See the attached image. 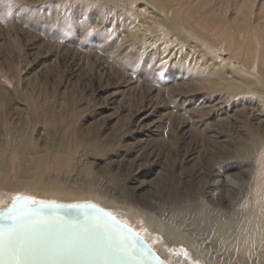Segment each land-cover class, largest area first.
<instances>
[{"label": "rangeland", "instance_id": "1", "mask_svg": "<svg viewBox=\"0 0 264 264\" xmlns=\"http://www.w3.org/2000/svg\"><path fill=\"white\" fill-rule=\"evenodd\" d=\"M14 1L12 7H0V86L8 88L6 95H0V152L3 155L0 161L6 165L0 176V195L11 193L10 187L15 185L31 188L29 182L19 183L21 179L10 172L15 146L29 141L40 155L55 154L63 160L69 172L60 176L69 184H90L135 210L143 206L136 204L134 187L142 186L143 199L147 196V200L160 204L152 210L154 222L156 217L162 221L165 218L167 226H176L194 239L205 243L213 239V233L209 237V232L206 234L203 229L202 214L195 210L175 212L170 202L177 197L197 200L208 191L214 192L212 182L227 175L229 166L235 169L231 178L237 183L230 191L223 187L215 191L219 199L209 208L213 213L231 211L230 208L246 198L253 163L227 156L235 147L236 139L243 136L245 122L264 127L261 120H255L260 116L257 103L250 101L249 95L241 97V94L232 99H220L218 95L207 98L193 81L178 88L182 75L158 79L148 68V62L129 65L121 57L129 48L127 38H122L117 47L109 46L108 41L112 42L114 36L107 40L98 37L88 44L82 42L79 35L83 23H89L93 13H102L104 20L109 15L106 21L109 22L111 17L117 18L114 14L127 17L121 7L111 14L113 5L92 0L85 5L90 8L86 12L91 14H82L80 4H74L73 9L63 0ZM72 13L76 14L74 20H78L74 26L77 36H71L73 27L68 26ZM112 23L120 25L118 21ZM96 26L103 25L97 22ZM150 51L154 53L148 48L147 58ZM157 55L154 60L163 57L159 51ZM5 79L12 83L5 84ZM103 145L108 147L98 160L91 159L92 173L86 175L72 157L83 159L95 146ZM43 198L38 193L31 196L33 201H45ZM82 199L84 202L89 197L79 198ZM142 216L146 221L151 215ZM124 220L144 230L140 219ZM224 245L210 246V249L216 248L221 254L235 250L231 245ZM260 248L255 250L256 256H260Z\"/></svg>", "mask_w": 264, "mask_h": 264}, {"label": "bare ground", "instance_id": "2", "mask_svg": "<svg viewBox=\"0 0 264 264\" xmlns=\"http://www.w3.org/2000/svg\"><path fill=\"white\" fill-rule=\"evenodd\" d=\"M91 1L63 0L64 4L72 5L73 9L74 4H80L82 14L86 12L87 7L85 5L90 4ZM103 1L113 5L110 10L111 14L117 12V8L121 7L127 13V17L114 14L117 18L113 17L114 19H112L111 17V20L106 22L110 18L109 15H107V20H104L102 13H93L94 17L90 19V22L83 23L79 35L82 42L88 44L93 43L98 37L107 40L114 36L112 42L108 41L111 43L109 46L117 47V43L120 44L122 38H127L130 42L129 48L121 56L127 64L145 65L148 62V68L152 69L158 79L169 75H182L177 83L178 88L193 81L207 98L218 95L220 99H232L240 94L241 97L242 95H244L243 97L249 95L250 101H254L259 107L260 116L255 120H261L260 123L264 124V1ZM15 2L14 0H2L0 7L3 9L8 6L12 7ZM23 4L25 3L23 2ZM89 12L91 14V11ZM88 13L86 12V14ZM75 15L72 13L71 22L68 24V26L73 27L71 36H77L74 26L78 20H74ZM78 15L81 14L78 13ZM97 18H99L97 22L101 23L102 27L96 26ZM112 21H118L120 25L115 26L116 24ZM148 48L154 51L153 54L150 51V59L147 58ZM158 51L163 57L159 56L160 58L157 57L158 59L154 60V55L156 57ZM4 83L10 84L12 81L5 79ZM7 92V85H1L0 95H6ZM245 99L242 98V100ZM106 147L108 146H95L90 154H86L85 158H76L75 156L72 158L73 160L77 159L81 165L79 169L89 176L92 173L91 159L98 160ZM229 153L227 158H238L239 161L240 159L243 161L250 160L253 163V169L250 170L252 171V180L246 190L248 191L247 195L245 194L246 198L244 197L243 201L239 205L237 204L238 206H234L232 209L230 208L231 211H224L223 213L220 211L213 213V209L209 208L210 204L218 198L216 192L219 188H227L230 191L233 184L237 183L231 178L235 169L230 166L226 167L225 174L228 173L227 175H223L221 178L216 176L220 180L212 182L211 188L214 192L211 191L212 193L209 194L208 191V194L205 193L203 197L197 196L199 198L197 200L177 197L170 202V206L175 212L195 210L204 216L202 217L204 220H201L202 223H205L203 229L206 234L209 232V237L210 233H213V239L210 238L206 243L192 238L176 226H167V223L164 222L165 218L162 221L156 217V222H154L155 215L152 210L160 204L155 200H147V196L143 199L142 186L134 187L136 190H134V198H136V204H141L144 208L141 206L136 210L131 207L126 208V204L124 206L121 200L93 188L88 183L89 186L73 185L72 182L69 184L68 181L67 183L60 176L62 173L69 172V169L63 164V160L61 161V158L55 154L49 157L40 155L39 151L29 141L15 146V155L12 159L10 172H13L14 177L21 179L19 183L22 181L29 182L31 188H25V190L19 185L10 187L11 193L0 195V211L16 205L20 200H28L30 203L74 204L83 202L84 199L79 200L80 197H89L84 202L95 203L112 212L124 222V218L140 219L142 224L144 222L141 227L144 229L143 231L138 230L136 226V229L133 228L142 234L153 249L170 264H174L173 262L177 264H264V127L255 126L251 121L245 122L243 136L236 139L235 147ZM2 156L0 152V158ZM5 166V162L1 160L0 176L6 170ZM73 170H76L75 167ZM76 175L78 177V174ZM35 193H38L41 198L44 197L45 201L42 199V201H33L31 196ZM218 196L220 197L219 194ZM242 197L236 200H241ZM49 198L52 199L49 200ZM12 201L14 205L9 204ZM229 203L228 205L231 206ZM233 203L235 205V202ZM145 208H148L149 211H146ZM145 213L151 215L152 220L149 218L150 220L145 221L144 218H141L144 217L142 215ZM127 224L132 227V223ZM208 235L206 236L208 237ZM224 244L233 246L235 252L221 254L222 252L215 250L216 248L214 251L210 249V246L220 247L219 245ZM258 246L261 247L259 249L261 250L260 256H256L258 254L255 253ZM224 248L222 249L224 250Z\"/></svg>", "mask_w": 264, "mask_h": 264}, {"label": "water", "instance_id": "3", "mask_svg": "<svg viewBox=\"0 0 264 264\" xmlns=\"http://www.w3.org/2000/svg\"><path fill=\"white\" fill-rule=\"evenodd\" d=\"M109 216L131 229L136 239L128 238L127 232L117 233ZM97 222L107 227L96 228ZM76 235L81 237L83 247L64 250V243ZM0 264L170 263L142 234L95 203L20 200L0 211Z\"/></svg>", "mask_w": 264, "mask_h": 264}, {"label": "snow or ice", "instance_id": "4", "mask_svg": "<svg viewBox=\"0 0 264 264\" xmlns=\"http://www.w3.org/2000/svg\"><path fill=\"white\" fill-rule=\"evenodd\" d=\"M75 207V206H73ZM108 220L112 221V225L111 227L117 232V233H124L127 232V236L128 238H130L131 240H135V234L132 233L131 229H125V226L118 224L117 222L114 221V218H112L111 216L108 217ZM96 228H100V227H107V225H101L98 222L95 224ZM11 239V236H10ZM83 244L81 242V237L79 235L73 236L70 239H68L64 245H63V249L64 250H74L77 248H82ZM60 249H54V251H59Z\"/></svg>", "mask_w": 264, "mask_h": 264}]
</instances>
